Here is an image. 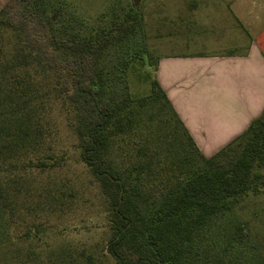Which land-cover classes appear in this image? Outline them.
Listing matches in <instances>:
<instances>
[{"label": "trees", "instance_id": "obj_1", "mask_svg": "<svg viewBox=\"0 0 264 264\" xmlns=\"http://www.w3.org/2000/svg\"><path fill=\"white\" fill-rule=\"evenodd\" d=\"M142 20L123 0L89 24L50 0H6L0 9V249L14 238L29 247L39 238L34 224L12 238L8 230L24 224L31 190L16 172L51 166L40 152L54 93L71 110L79 158L103 197V250L114 264H264V253L245 246L235 213L264 186V111L206 157L155 77L158 59L148 62L153 75L138 71L144 92L133 94L126 83L115 91L106 53L129 43ZM217 226L225 231L211 235ZM9 251L5 264H95L89 249L72 244L45 259L31 248Z\"/></svg>", "mask_w": 264, "mask_h": 264}, {"label": "rangeland", "instance_id": "obj_2", "mask_svg": "<svg viewBox=\"0 0 264 264\" xmlns=\"http://www.w3.org/2000/svg\"><path fill=\"white\" fill-rule=\"evenodd\" d=\"M115 0H50L61 9L64 16L83 19L91 23ZM134 3L142 14V24L132 40L122 47L110 48L106 53V64L112 69L114 80L110 83L115 91L123 83L133 94L144 92L145 85L138 74L143 69L154 74V62L163 54H204L242 50L248 43L231 5L234 0H123ZM258 2V4H257ZM260 0H254V15L264 18L259 7ZM128 60L127 67L124 61ZM142 61V67L132 69V64ZM49 106L45 114L46 138L41 156H48L51 166L43 171L19 170L20 183L24 189H31L24 200L26 215L24 224H17L9 231L21 234L25 224L37 225L39 238L30 241L13 239L8 248L0 249V264H5L9 249L31 248L41 259L60 245L84 246L94 254L95 264H114L103 250L106 239L104 227L103 197L96 182L81 162L77 139L71 129V110L63 105L54 93L49 95ZM51 167V168H50ZM264 173V165L260 168ZM62 191L61 202L53 201L50 194ZM236 215L244 225L249 238L245 246L264 253V186L258 185L236 208ZM228 229V227H226ZM225 231L222 226L214 227L211 235ZM6 236V241L7 237Z\"/></svg>", "mask_w": 264, "mask_h": 264}, {"label": "crops", "instance_id": "obj_3", "mask_svg": "<svg viewBox=\"0 0 264 264\" xmlns=\"http://www.w3.org/2000/svg\"><path fill=\"white\" fill-rule=\"evenodd\" d=\"M6 0H0V9ZM259 7L264 14V0ZM254 0L231 10L248 37L240 51L160 55L155 77L199 150L210 157L264 111V18ZM258 4V2H257Z\"/></svg>", "mask_w": 264, "mask_h": 264}]
</instances>
